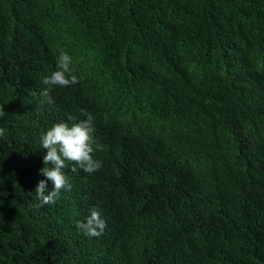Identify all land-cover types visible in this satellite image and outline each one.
Returning a JSON list of instances; mask_svg holds the SVG:
<instances>
[{"label":"trees","instance_id":"obj_1","mask_svg":"<svg viewBox=\"0 0 264 264\" xmlns=\"http://www.w3.org/2000/svg\"><path fill=\"white\" fill-rule=\"evenodd\" d=\"M60 50L79 83L42 103ZM0 109V264H264V0H0ZM82 109L102 167L38 207Z\"/></svg>","mask_w":264,"mask_h":264},{"label":"clouds","instance_id":"obj_2","mask_svg":"<svg viewBox=\"0 0 264 264\" xmlns=\"http://www.w3.org/2000/svg\"><path fill=\"white\" fill-rule=\"evenodd\" d=\"M71 62V56L66 51L60 50L56 59V70L42 81L46 86L41 92L42 103H54L50 95L54 86L69 87L79 83L77 75L70 67ZM81 113L86 119L71 124L68 122L55 123L46 133L41 135V146L46 150V155L43 157L45 167L40 170V175L46 179L39 181L35 189L37 200L40 202L38 207L55 204L62 190H72L69 176L64 171L67 162H74L80 169L89 174L102 167V162L94 158L97 150L93 138L94 117L86 109H82ZM4 115L6 112L4 109H0V117ZM68 120L72 121L73 118L69 116ZM6 131V128L0 127V137H3ZM76 170L75 167L72 168L73 172ZM48 181L53 184L51 191L48 190ZM0 195L5 194L0 193ZM106 227V221L97 208L90 209V215L86 217L84 222H77V228L90 238L102 236Z\"/></svg>","mask_w":264,"mask_h":264}]
</instances>
